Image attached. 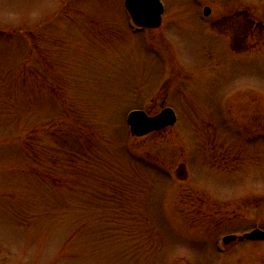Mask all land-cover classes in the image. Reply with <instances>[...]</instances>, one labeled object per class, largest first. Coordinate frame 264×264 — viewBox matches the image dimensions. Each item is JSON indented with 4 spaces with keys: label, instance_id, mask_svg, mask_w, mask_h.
Returning <instances> with one entry per match:
<instances>
[{
    "label": "rangeland",
    "instance_id": "rangeland-1",
    "mask_svg": "<svg viewBox=\"0 0 264 264\" xmlns=\"http://www.w3.org/2000/svg\"><path fill=\"white\" fill-rule=\"evenodd\" d=\"M125 2L0 0V264H264V0Z\"/></svg>",
    "mask_w": 264,
    "mask_h": 264
},
{
    "label": "water",
    "instance_id": "water-1",
    "mask_svg": "<svg viewBox=\"0 0 264 264\" xmlns=\"http://www.w3.org/2000/svg\"><path fill=\"white\" fill-rule=\"evenodd\" d=\"M125 6L135 26L146 29H157L162 26L165 6L162 0H126ZM204 14L208 16L207 7ZM178 120L174 109L165 107L156 115H149L144 110H133L129 113L127 123L134 138H143L176 125ZM185 166L180 165L179 175L185 173ZM245 241H264V230L256 228L242 236L228 235L223 238L224 246Z\"/></svg>",
    "mask_w": 264,
    "mask_h": 264
}]
</instances>
